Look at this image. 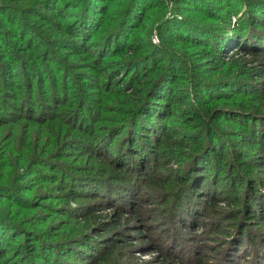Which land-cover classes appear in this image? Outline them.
I'll use <instances>...</instances> for the list:
<instances>
[{
	"label": "trees",
	"instance_id": "16d2710c",
	"mask_svg": "<svg viewBox=\"0 0 264 264\" xmlns=\"http://www.w3.org/2000/svg\"><path fill=\"white\" fill-rule=\"evenodd\" d=\"M169 1L174 7L170 12L165 13V17L155 27L158 32L156 34L158 43H154L153 31L143 39L138 36V32L145 31L146 16L150 12L153 13L154 9L163 12L166 9L165 0H123L119 5L116 0H40L39 8L32 5V7L19 6L16 3H9L8 0H0V168H4L3 176L0 178V201L12 202L13 205L19 206L20 199L16 200L14 186H10L11 181L5 177V174L8 168L13 167L18 170L23 165L30 166V162L34 159L33 155L20 157L12 149L7 148L9 141L16 142V138L11 137L9 141H5L7 139L2 137L4 126L17 128L21 127V123L29 124L28 128L31 131L28 132V140H32L33 143L38 140L36 133L40 132L41 139L45 141L47 147L43 149L44 144L40 147L38 155L42 156V160L36 159L39 164L48 163L46 159L58 156L57 153L68 152L75 156L82 153L85 155L81 154L82 158L78 155L77 158H81L84 170H94L93 165L97 164L88 159V156H99L100 152L92 148L94 145L100 144L105 154L109 153L107 157V165H109L112 160L115 163L116 160L120 162V157L126 152L137 155L141 149L148 153L151 151L142 143L141 132H149L154 142L158 141L161 134L165 135V141L175 140L173 130L165 134L160 119H164L166 111L174 114L173 110H167L168 103L170 99L179 101L184 97L181 95L175 98L173 93L182 80L191 79L193 84L189 83L191 87H188V90L192 92L195 86L198 104L207 112L202 118L203 122L200 123L201 128L196 133L185 135L183 141L177 140V146L174 148L171 145L170 148H161L162 151L167 152L176 148L185 149L182 160H179L183 161V165L178 172H175L180 174V177L176 179L174 174L175 179L172 178V183L167 179L163 180L165 184L162 187L163 192L173 193L170 203L177 201L183 204L186 200L191 201L187 198L195 201L198 197L206 198V206L198 201L197 203L192 201L191 206L186 207V210L190 211L186 217L189 219L186 226L188 229L194 226L195 215L200 216L203 213L202 216H206L209 213L217 217L219 223L221 216L229 214L232 218L229 226L234 225L232 227L234 231L230 233L233 234L231 240H238L240 236V243L249 247L247 249L250 253L245 255L249 256L248 262L264 264V233L262 234L258 229L260 224H264L259 222L260 217H264V207L260 205L264 196L262 193L264 181L262 184L256 180L254 173L264 172V163L259 162L260 166L257 169L249 167L251 163L240 159L238 153H233L225 140L233 136L242 139L241 134L244 135L245 132L247 135L244 138L248 139L250 147L259 151V155H264V83L261 87L258 85L256 87V82H253L255 79H252L255 72L247 66L244 56L240 58L226 56V59L222 56L227 54L223 53V50L231 46L247 53L245 55L256 56L259 61L264 60V0ZM209 1H219L218 5L212 4L216 11L221 12L220 16L210 14L208 10L213 8L210 5H207L208 10L199 9L198 4L204 5ZM44 12L61 20L58 26L65 32V37L46 38L45 33L48 29H42L43 26L38 24L39 19L47 18L44 17ZM186 14H202L203 18H210L219 23L215 27H208L204 24V19L196 23L191 20L193 18L191 15L185 17ZM232 16L238 23L234 29L231 25ZM51 35L59 34L53 32ZM251 39H256L262 46L258 43L250 44ZM175 42L192 43V49L203 48L198 52L199 55H206L202 63L213 62L212 67L224 69L225 75L230 77L215 82H211L214 81V77L204 78L199 74L191 77L192 72L198 68L193 60L185 58L180 53V49L175 48L177 46ZM65 57H68L70 63ZM76 60H81L82 63L73 65ZM79 68L86 73L81 74L78 80L79 74L75 71ZM260 75H264L262 70ZM208 88L213 94L203 95ZM225 89L227 92L222 93ZM103 91L107 94L96 93ZM123 92L126 94L122 96ZM211 96L215 98L212 99L217 106L208 109L207 101ZM95 97L97 101L101 98L110 101L112 97V103L119 104L117 116L102 117L101 112L93 110L92 106L89 107L88 102L94 103ZM47 100L56 105L52 107L55 112L47 116L45 121H41ZM186 100L188 101V98H185ZM62 102L67 104L63 105ZM112 110H116V107ZM142 110L144 111L141 112ZM174 112H177L175 116L180 113L182 118H185L184 110L177 109ZM2 114H7V117H2ZM138 114L139 121L135 120L138 119ZM218 116L223 121L230 119L229 122H233V126L236 125L243 132L239 135L226 133L221 127V122H215ZM85 117L93 123V130L90 128L86 134L80 129L88 128ZM71 120L75 122L71 123ZM106 122H112V130L99 133ZM150 122L152 125H147ZM81 123L85 125L82 126ZM155 125H160V128H155ZM111 132L114 135L119 132V134L126 133L125 140L122 139L124 144L121 149L115 150L110 146ZM257 134H260L259 137H256ZM39 144L41 145L42 142L39 141ZM226 150L230 155H227ZM113 151L115 155L112 156ZM236 156L243 163L246 173L237 170L238 166L233 163ZM147 161L149 158L145 155L142 163L146 164ZM132 163L135 164L129 167L137 168V162ZM120 164L119 168L122 171L125 169V166H122L125 161ZM64 171L60 169L59 174L64 176L55 180H58L60 190H63V185L69 189L66 203L76 201L75 188L85 185L80 181L87 179H90L87 185L94 182L92 184L95 185L92 186L105 190L102 197L106 204L109 200L117 201L115 196L108 193L110 185L107 186L105 180L110 181L109 177L106 179L102 174H100L102 177H99V172L68 175ZM154 178L158 179L159 176L149 177L152 181H155ZM66 179L68 183L65 182ZM238 182L241 185L236 187ZM110 190L112 191L111 187ZM152 190L157 191L156 188ZM123 191L130 192V189L125 188ZM164 194L159 198H164ZM99 195L96 192L85 196L99 197ZM220 203L224 207L219 206ZM175 207L177 204H174ZM110 208L114 212L110 218L112 227L122 225L124 217L119 207ZM14 215L12 212L6 213V216L0 214V256L3 258L1 264L119 263L117 258L113 259L115 249L105 254L102 250L88 253V247H85L84 251H78L74 247L76 243L83 241L79 237L86 238L84 234L91 229L90 217L82 219L76 217L71 223L66 221L64 224L69 225V229L64 231L63 236L55 232L48 233L42 228H39V231L24 229L10 219ZM74 215V212L63 213L66 220ZM179 217L181 220L179 222L184 223L183 214ZM130 218L138 219V211H133ZM171 218L176 217L171 215ZM171 218L168 219V226L170 223L173 224ZM42 225L46 227V221ZM238 230L240 232L236 233ZM135 232L134 234H140L139 231ZM49 234L57 236L53 237ZM19 238H28L30 244L25 246L19 261L9 259L11 246L17 243ZM163 238L166 240L161 246L166 254L161 253L160 248L154 246L155 252L162 255V264H190L193 259L186 257L185 253L193 254L197 250L201 251V248L190 246V243L184 246L181 242L184 236H179L173 227L167 230ZM232 246L230 245V250H224L225 261L236 256ZM118 258H122V255L119 254ZM239 259L242 258L236 261ZM195 261V264H205L201 255L195 257Z\"/></svg>",
	"mask_w": 264,
	"mask_h": 264
},
{
	"label": "rangeland",
	"instance_id": "374dc122",
	"mask_svg": "<svg viewBox=\"0 0 264 264\" xmlns=\"http://www.w3.org/2000/svg\"><path fill=\"white\" fill-rule=\"evenodd\" d=\"M9 3H16L17 5H32L33 7H37L40 5V0H8ZM67 1V0H66ZM118 2V5L123 2V0H116ZM166 1V9L163 10V12H159L156 9H154V12L147 15V21L145 31L138 32V36L143 39L145 35H149L150 31L152 32V41L154 43H158V38L156 34H158L155 27L159 25V23L162 21V19L165 17V13L170 12L174 5L170 4L169 0ZM205 1V0H203ZM34 2V4H33ZM218 5V2H207L204 7L202 4H198V7L200 10H208L207 5L212 6L213 8L209 9L211 15L220 16V13L215 10L214 4ZM215 5V6H216ZM31 6V7H32ZM45 13V12H44ZM44 17H47L45 19H39L38 24L42 25V29H48L45 33V36L47 39H53V37L61 36V38L65 37V32L59 28V23H61V20L57 19L56 16H52L51 14H43ZM192 21L194 22H200L201 20L205 21L204 24L208 27H215L218 25L219 21H212L210 18L206 19L203 18L202 14H186L185 17H191ZM39 17V16H38ZM34 21V19H31ZM52 23V24H51ZM54 25V26H53ZM231 25L232 28H236L238 26V23L236 21L235 17H231ZM64 27V26H62ZM41 29V28H40ZM14 30V28H13ZM58 33L59 35H51L52 33ZM192 37V36H191ZM248 41V40H246ZM250 44L258 43L256 39H251ZM177 46L175 48L180 49V53L187 59L193 60V63L198 68L197 70H194L192 72V76L194 74H199L200 76L204 77H214V81H221L222 78H229L230 75H225V70L220 68H214L211 65L213 62H204L205 54L199 55L198 52L200 51V48L192 49L191 45L192 43L189 42H175ZM249 44V45H250ZM194 45V44H193ZM258 45H261L258 43ZM262 46V45H261ZM203 49V48H201ZM22 50V49H19ZM226 52V55L223 59H226L230 56H236V57H243L246 60L247 66L250 67V70H254L255 75L252 79L253 82H256L255 85L259 87L262 86L264 83V75H260V71L262 70V73L264 74V60H257L258 58L254 55H245L247 53L241 52L240 49L237 47H229L223 50V53ZM237 54V55H236ZM65 59L69 62L68 57H65ZM40 61V60H38ZM70 63V62H69ZM82 63L81 60L74 61V64ZM201 63V64H200ZM11 64V63H10ZM48 65V64H47ZM202 66V67H201ZM81 67V66H80ZM16 68H14L15 70ZM77 72L79 75H77V79H80V75L83 73H86L85 70L79 68L77 69ZM188 74V73H187ZM189 76V75H188ZM248 81V80H247ZM189 83L193 84L191 79L188 81L186 78L182 80V83L178 87V89H175V92L173 93V96L177 98L178 96H184L179 101L171 100L168 103L167 110L171 109L172 112L166 111V116L164 119H160L161 125L163 129L165 130V134L169 132V130H173V133L175 134V137L173 141H165L164 134H161L158 138V141L154 142L152 135L149 134V132H141L143 135L142 143L147 145V147L151 150L149 153L146 152L144 149H141L137 152V155H134L136 153H129L126 152V154L121 158L120 162L116 163L114 160L110 162L109 165H107V155L105 154V150L100 147V144L94 145L92 148L93 150H96L100 152L99 156H88V159L91 162L96 163L97 165L94 166V170H84L83 164H81V158L82 155L85 154H77L81 155V158H77V156L70 154L68 152L64 153H57L58 156H53L54 158H48V163L41 162L40 164L36 162V159L39 158V160H42V156L38 155L40 147L44 144L45 141H42L40 132L36 133V138L38 139L36 142L33 143L32 140H28V132L31 131L28 128L27 123H21V127L17 128H9V126H4V130L2 131V137L6 138L9 141V138L14 137L16 138V142L9 141L8 149H12L16 154H18L20 157L23 155H33L34 159L32 162H30L29 165H23L20 169L15 170L13 167L8 168L5 177L8 178L11 182L10 186H14L15 194H16V200L17 198L20 199V203H18L19 206L13 205L11 202L7 201H0V214H3L6 216V213L12 212L15 214L12 218H10L16 225L24 227V229H37L39 231V228H42L44 231H48V233H58L62 234L64 236V231L69 229V225H65L64 223L66 221H71L73 219L78 218H85L90 217L91 222V229L88 230L84 236L85 237H79L82 238L83 241L78 242L75 244L74 247L78 249V251H84L85 247H88L87 252L88 253H96V250H102V253L110 252L112 249H115V257L113 259H118V264H162V255L155 252L154 246H157L160 248L161 253L166 254L165 249L162 244H165L166 238L165 235L167 234V230L170 227H173V230L176 229L178 235H183L184 239L181 241L182 244L185 246L187 243H190V246L198 247V249L201 248V251L197 250L195 253H185L186 257L191 258L192 261L190 264H195V257L198 255L202 256V260L205 264H250L247 259H249V256L246 253H250L247 248H249L247 245H244L240 243V236L238 237V240L232 241L233 238L232 233V227L234 225H230L232 222V218L229 217V214L226 216H221L222 219H220V222H217V217H213V215L207 213L206 216H200L195 215L193 218L194 226L188 229L186 226L189 222L188 217L190 211L186 210V207L191 206V202L194 201L197 203L204 204L206 206V198L205 197H198L195 201L192 198H187L191 201H185L183 204L181 202L174 201L173 203H170L171 196L173 193L169 192H163L164 182L163 180L167 179L170 183L173 182L172 178L178 179L177 177H180V174H177L175 172H178V169L183 165L182 160L183 152L185 149H171L173 151L167 152L162 151L161 148L166 149L170 148V145L174 148L177 146L176 142L177 140H182L185 135L190 136V134L196 133L201 127L200 123L203 122L202 118L206 114V110L204 108H201L198 104V99L196 96V88L193 86L192 92H189L188 87H191ZM252 87V86H250ZM247 89V88H246ZM257 89V88H256ZM206 90V91H205ZM203 92L208 95L213 94V92L209 91L208 89H205ZM104 91H106L104 89ZM96 92L99 95H106L107 92ZM227 92V89L223 90L222 93ZM102 93V94H101ZM128 93V92H127ZM1 94V93H0ZM126 93H122L123 96ZM95 95V94H94ZM192 95V96H190ZM109 98V97H108ZM185 98H188V101H185ZM214 97H209L207 108L210 107H216L217 104L213 102L212 99ZM112 97H110V101L99 99L97 101V98H94L93 102H88V106L91 107L93 110H96L97 112H101L102 117L104 116H110L114 117L117 116L118 111V103H112ZM63 105L67 103H63ZM52 105V106H51ZM116 105V106H114ZM197 105V107H196ZM56 106L55 104L51 103L49 100L46 102L45 109H43V114L41 117V121H45V118L49 115H52L55 110L52 108ZM163 106V105H161ZM114 107H116V110H112ZM189 107V108H188ZM164 108V107H163ZM166 108V107H165ZM61 109V108H60ZM81 110H84L83 107ZM178 109V111L184 110L183 116L176 114L177 112H174ZM142 110L141 112H143ZM139 112V114L141 113ZM138 114V120L139 121V115ZM2 117H7V114H2ZM85 115V114H82ZM86 118L87 129L82 130V126H84V123H81V132H85L90 130L92 128L93 130V123L92 121H88V118ZM181 119V120H180ZM183 119V120H182ZM134 120V121H135ZM230 119H227L226 121H223V119L217 117L216 123L221 122V127L223 128V131L226 133L232 134L236 133L239 135V133L243 132L241 128H237L236 125L233 126V122H229ZM70 121V120H69ZM78 121V120H77ZM237 121V120H236ZM75 122L74 120H71V123ZM83 122V121H82ZM224 122V124H223ZM226 122V123H225ZM229 122V123H227ZM45 123V122H40ZM107 124L104 125L99 133H107L112 130L113 124L106 122ZM79 125V122H78ZM147 125H152L151 122ZM145 125V126H147ZM191 125V126H190ZM199 125V127H198ZM118 126V124H117ZM116 127V126H115ZM226 127V128H225ZM155 128H160V125H155ZM225 128V129H224ZM145 131V130H144ZM259 131V129H258ZM120 133V132H119ZM114 135L111 132L110 140L112 144L111 147H114L115 150H119L123 147L124 141L122 142V139L125 140L126 133L123 132L121 134ZM262 134V131L261 133ZM260 134H257L256 137H259ZM90 135V134H89ZM247 134L244 132V135L241 134L242 139H239L238 137L233 138H225L226 142L229 145V149H232L233 153L237 154L240 159H243L245 162H250L251 165L249 167L257 169L260 165H258L259 162L264 163V155H259V151L257 152L255 149L250 147V143L248 142L247 138H244ZM152 139H149V137ZM202 137V136H201ZM261 138V136H260ZM127 139V138H126ZM39 141L42 142V144H39ZM159 143L158 146V142ZM110 142V141H109ZM108 142V144H109ZM119 145V147L117 146ZM109 146V145H108ZM47 147V144H44L43 149ZM153 147V148H150ZM228 149V151H229ZM155 151V152H153ZM226 150L227 155H230ZM159 153V154H158ZM163 153V154H161ZM106 156H105V155ZM17 155V156H18ZM115 155L114 151L112 156ZM145 155H148L149 161L146 162V164L142 163L143 158ZM105 156V157H104ZM174 156V157H173ZM238 157H234L233 163L237 165V170H240L244 173L245 169L243 167V163L240 162ZM84 160V159H83ZM111 160V158H110ZM262 160V161H261ZM125 161V164L122 166H125L124 170H120L121 162ZM137 162V168L134 166V168H130L129 166L135 164L132 162ZM142 163V164H140ZM119 164V165H118ZM153 164V166H152ZM162 165V167H161ZM55 167H58V169H64V173L68 175H79V174H87L86 172H92V173H98L99 177H102L100 174L110 178V181L107 182V186H109L108 193L111 196H115L114 198L117 199V201H111L109 200L106 204L105 199L103 198V194H105V190L102 191L100 187L98 186H92L95 184H86L90 183L87 179V181H80L84 183L85 185H79L77 188H75L74 195L76 198L75 202H65V199H68L67 196L69 194L68 187H64L63 190H60V186L57 184L58 180L55 179H61L63 174H59V170L55 169ZM58 170V171H57ZM171 170V171H170ZM4 172V168H0V178L3 176L2 173ZM255 173V179L259 182L264 181V172H254ZM156 174V175H155ZM175 174V176H174ZM182 175V174H181ZM153 176H159V178H154L155 181H152V179H149V177ZM191 179V177H189ZM67 182V179L65 180ZM68 183V182H67ZM76 183V182H74ZM109 184V185H108ZM134 185H136L134 187ZM171 185V184H169ZM241 185L240 182L237 183L238 187ZM68 186H71L68 184ZM110 187L112 188V191L110 190ZM128 188L130 189V192H124L123 189ZM156 188L157 191H153L152 189ZM74 188H72L73 190ZM110 190V191H109ZM127 190V189H126ZM98 193L99 197H93V196H85L90 193L93 195V193ZM112 192V193H111ZM117 193V194H114ZM164 194V198H159L161 194ZM264 194V191H262ZM156 194V195H155ZM103 196V197H102ZM71 197V196H69ZM260 199V197H257ZM203 199V200H202ZM263 199V200H262ZM261 204L264 207V196H262ZM149 200V201H146ZM13 201V200H12ZM121 201V203H120ZM174 204H177V207L174 208ZM26 207H24V206ZM119 207L122 215H123V224L115 227V225L112 227V223L110 221V218L112 217L113 209L110 207ZM219 206L224 207L222 203L219 204ZM257 207V206H256ZM187 208V209H188ZM206 208V207H205ZM256 209V208H254ZM137 210L139 213V218L131 219L132 212ZM186 210V211H185ZM226 211V210H225ZM225 211H223L225 213ZM64 212H74L75 215L71 216L68 220H66L63 217ZM254 212H258V210H254ZM205 213V212H204ZM180 214H183L184 223L179 222L180 220ZM171 215H174L176 218L172 219ZM193 216V214L191 215ZM171 218V221H173V224L170 223L168 226V219ZM179 217V218H178ZM46 221V227H44L42 224ZM259 222H264V217H260ZM172 225V226H171ZM252 227V226H251ZM226 229V230H224ZM258 229L261 230V233H264V224H260ZM255 230V229H254ZM135 231H139L140 234H134ZM240 232V230L236 231V233ZM50 236H57L53 234H49ZM61 237V236H60ZM17 243H15L13 246H11V253L9 255V259H17V261L20 260V258L23 256L21 255L22 252L25 251V246H29L30 242L27 239L19 238ZM230 245H233L232 248L236 252V256L228 258L229 260H224V250H230ZM167 249V248H166ZM14 250V251H13ZM13 251V252H12ZM121 254L122 258H118V255ZM168 254V253H167ZM184 255V254H183ZM248 257V258H247ZM238 258V261H236ZM3 262V258L0 256V264ZM83 264V262H81ZM187 264V263H186Z\"/></svg>",
	"mask_w": 264,
	"mask_h": 264
}]
</instances>
